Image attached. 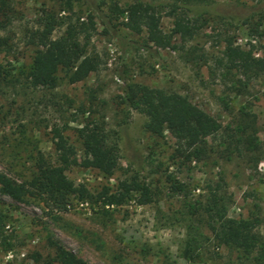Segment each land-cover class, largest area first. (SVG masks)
<instances>
[{
    "label": "rangeland",
    "instance_id": "374dc122",
    "mask_svg": "<svg viewBox=\"0 0 264 264\" xmlns=\"http://www.w3.org/2000/svg\"><path fill=\"white\" fill-rule=\"evenodd\" d=\"M136 1L153 4L160 29L172 36L168 48L149 43L145 32L133 33L111 12L117 4ZM12 13L0 12V66L20 84L0 87V173L21 184L32 169V154L54 158L55 129L74 148L77 165L66 172L75 187L97 193L115 189L119 182L152 183L160 191L150 205L134 199L110 208L106 214L72 200L57 211L44 200L27 195L21 201L0 191V264H50V242L60 243L87 264H187L181 257L186 238L180 218L183 198L170 189V180L184 184L188 200L204 193L208 181L222 179L232 197L228 217L258 218L256 232L264 242V76L254 77L238 90V73L226 75L222 59L226 41L254 57L264 52V0H211L190 5L188 15L198 20L197 35L182 41L173 32L171 0H8ZM178 13V11H176ZM53 25L52 37L67 29L85 31L79 40L98 67L83 81L70 84L63 71L54 89H33L20 71L35 51L32 34ZM19 77V78H18ZM23 83L25 85H23ZM146 87L176 93L217 120L233 127L246 107L256 117V138L262 153L256 169L246 156L230 155L221 142L211 145L208 158L182 163L173 154L174 140L150 138L146 119L124 103L128 87ZM87 122H100L119 149L111 176L86 168L77 130ZM196 188V189H195ZM136 196V195H134ZM213 260L188 264H243L236 253L216 249ZM55 264V263H51Z\"/></svg>",
    "mask_w": 264,
    "mask_h": 264
},
{
    "label": "trees",
    "instance_id": "16d2710c",
    "mask_svg": "<svg viewBox=\"0 0 264 264\" xmlns=\"http://www.w3.org/2000/svg\"><path fill=\"white\" fill-rule=\"evenodd\" d=\"M211 0H171V15L174 17L173 32L182 41L192 40L198 33V20L188 15V7L208 3ZM112 13L133 33L145 32L146 39L159 48H168L172 36L160 29V18L153 4L136 1L125 7L113 4ZM178 11V13L176 12ZM2 16L12 13L8 0H0ZM85 31L69 28L64 35L52 37L53 25L46 24L41 31L32 34L35 51L30 64L20 71L25 84L36 89L57 87V73L61 70L70 84L83 81L98 67L97 60L90 55L79 37ZM226 75L240 74L238 90L246 88L257 76H264V52L254 57L251 50H243L226 41L222 59L218 61ZM19 78V77H18ZM20 84L2 70L0 66V87ZM23 83V85H25ZM125 104L138 111L146 119L145 133L153 139L163 140L168 133L174 140L173 154L182 163L201 162L207 159L211 145L221 142L224 152L230 155L246 156L254 170L259 162L262 149L256 138L258 132L256 117L243 107L235 118L233 127H223L221 123L192 104L187 98L176 93H165L146 87H128L123 98ZM57 140L54 143L55 157L47 158L39 151L32 154V169L29 177L21 184L0 173V191L15 200L25 196L44 200L57 211H66L72 200L95 205L104 214L110 208L127 204L134 199L140 206L154 203L160 191L152 183L130 181L119 182L115 189L103 187L97 193H90L83 187H75L67 178L66 172L77 165L74 148L55 129ZM84 153L83 165L105 176L116 170L119 149L113 143L104 125L100 122H87L77 130ZM171 191L183 198L180 218L185 222L186 238L182 244L181 257L188 263L213 260L216 249H226L236 253L243 264H264V242L256 232L258 218L232 219L228 217L232 197L222 179L208 181L204 193L193 201L188 200L189 189L175 179L170 180ZM196 189V188H195ZM136 195V196H134ZM5 225V217L0 214V231ZM1 236V232H0ZM55 264H87L58 242H50Z\"/></svg>",
    "mask_w": 264,
    "mask_h": 264
}]
</instances>
